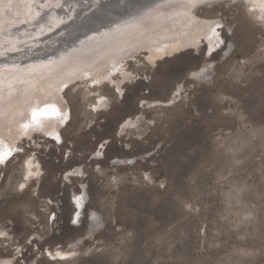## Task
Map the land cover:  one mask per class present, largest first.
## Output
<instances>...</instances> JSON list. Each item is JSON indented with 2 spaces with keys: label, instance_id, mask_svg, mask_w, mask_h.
Masks as SVG:
<instances>
[{
  "label": "rangeland",
  "instance_id": "obj_1",
  "mask_svg": "<svg viewBox=\"0 0 264 264\" xmlns=\"http://www.w3.org/2000/svg\"><path fill=\"white\" fill-rule=\"evenodd\" d=\"M185 10L167 18L182 17ZM194 14L222 23L215 29L224 42L221 48L199 55L210 48L203 36L199 49L190 46L155 65L146 61L154 44L178 35L188 38L194 33L190 28L184 34H143L139 51L138 44H126L103 52L81 66L77 75L86 78L77 77L63 92L66 110H72L62 130L65 144L41 135L24 139V153L0 165V230L5 235L0 260L264 264V22L244 3L231 0L200 5ZM114 63L125 64L130 78L117 76L125 79L121 95L103 85L111 109L94 112L89 106L98 88L83 81L110 71ZM205 63L215 77H192ZM157 101L166 104L154 106ZM128 118L135 120L134 129L121 134ZM106 139L111 140L102 151L107 158L100 159ZM28 154L38 157L44 173L23 189L22 161ZM115 158L129 163L114 165ZM75 169L84 176L67 180ZM80 185L89 197L77 219L73 192ZM92 221L100 229L86 237ZM59 246L72 248L73 255L62 260L45 256Z\"/></svg>",
  "mask_w": 264,
  "mask_h": 264
},
{
  "label": "bare ground",
  "instance_id": "obj_2",
  "mask_svg": "<svg viewBox=\"0 0 264 264\" xmlns=\"http://www.w3.org/2000/svg\"><path fill=\"white\" fill-rule=\"evenodd\" d=\"M103 1L108 0H87L83 2L78 0H0V55L7 56L0 61V165L6 166L16 155L24 153V149L20 145L24 139L35 141L36 136L41 135L56 143L65 144L66 139L62 130L72 119V110H66L69 104L65 105L63 92L68 85L78 80L77 77L84 80L86 75L79 76L77 73L85 63H89L103 52L121 48L126 44H138L139 51L142 50V45L138 40L143 34L147 36L160 35L168 32L167 30L171 31L172 34H178V32L184 34L190 28L192 29L189 31L194 33L190 34L191 36L189 35L188 38L184 34L185 37L184 35H182L183 37L178 35V38L174 37V39L164 42L163 39L165 38L161 35L163 44L161 43L160 46L154 44L156 45L155 48L151 44L153 49L148 50L149 54L145 56L146 61L155 65L158 61L174 56L190 46L194 45L196 49L200 45L203 36L210 42L209 54L218 50L224 44L222 38H218L221 33L218 34L215 31V29L221 27L222 23L218 19L201 18L194 14L196 8L200 5L213 7L217 3H222L223 0H158L149 5L134 4L131 1L129 12H126L127 9L124 10L114 0H110L108 3L112 5L110 6L111 9L103 10ZM231 1L244 3L249 13L257 21L264 22V0ZM182 8L186 9L182 17L176 15L174 18H167V16ZM90 9L100 11V15L111 17L112 21L100 25V23L88 18ZM84 13L86 19H83L82 22L83 29L86 30V26H91L92 22H96V27L85 31L76 41L67 42L70 34L67 29L73 26L75 22L78 23V19ZM100 20H103V18ZM21 22L27 23L20 26ZM178 23L179 26H177ZM185 23L186 26L181 25ZM29 26L30 28H28ZM55 27L58 28L54 30ZM158 41L159 44L160 40ZM138 51H135L134 55L132 53L130 55L136 56ZM229 53L226 52V54ZM101 62L103 63V61ZM114 64L115 66L110 68V71L103 69L105 72L101 70V73L97 75L93 73V77H89L93 80L83 81L88 83L84 84L85 86L94 85L98 88V91L93 92L91 95V98L95 97L96 100L89 106L94 112L107 111L112 104V99L101 93L100 88L103 85L108 84L115 89L116 93L121 95L122 84L125 79L117 78V76L123 78L125 76L127 80L130 78L126 75V72L130 69L126 71L125 64ZM210 70V64L205 63L202 68L190 74L192 77L204 81L212 75ZM212 76L215 77L214 74ZM176 95L177 92L175 91L174 98ZM151 102L145 101L144 105L151 104ZM165 104L166 102L163 101L153 102L154 106ZM15 115H18V120L13 121L12 116ZM128 119L121 126V134L134 129L132 124L135 120ZM109 141L111 140L106 139L100 146L101 152L97 154L100 159L107 158V154L102 153V151ZM111 163L125 165L129 163V160L115 158L112 159ZM22 164L23 179L19 187L28 189L34 181L42 177L44 171L35 154L26 155ZM83 173L80 169L71 170L67 175V180L83 177ZM73 197V204L78 209L75 217L78 219L88 202L87 188L80 185V191L73 192ZM100 225L92 221L88 227L86 237L96 234L100 229ZM0 231V238L5 237L4 232ZM6 237L8 238V236ZM75 243L73 242L71 245ZM71 249L69 247L66 250L63 246H59L57 250H46L45 256L54 260L67 259L73 255L74 251ZM8 261L1 259L0 264H16L17 258H11Z\"/></svg>",
  "mask_w": 264,
  "mask_h": 264
},
{
  "label": "water",
  "instance_id": "obj_3",
  "mask_svg": "<svg viewBox=\"0 0 264 264\" xmlns=\"http://www.w3.org/2000/svg\"><path fill=\"white\" fill-rule=\"evenodd\" d=\"M78 1L83 2V1H87V0H78ZM114 1L119 3L124 8V10L127 9L126 12H129V9L131 8L129 3H131V1L134 4L135 3H140V5H145V4L149 5V4L157 2L158 0H129V2H128V0H114ZM109 2H110V0L103 1V10H107L108 8L111 9L110 6H112V5H109L108 4ZM83 5H86V4H83ZM58 9L60 10V8H58ZM104 13H106V12L104 11ZM100 14H101L100 11L95 10V9H90L89 13H88V18H91L92 20L96 21L97 23H100V25H102L103 23H109L110 21H112L111 17H109L107 15H100ZM84 17H85V13L82 15L81 18L78 19L79 20L78 23L75 22V24L73 26H71L70 28L67 29L68 33H70L68 38H67V42L71 43L72 41H76V39L81 37V35L84 34L85 31H89V30L94 29L96 27L95 26L96 22H92L91 26H86L87 29L84 30L83 27H82L83 19H86ZM101 18H103V20H100ZM36 20H38V19H36ZM24 23H27V22H21L20 26L22 24H24ZM58 27H55L54 30H56ZM28 28H30V26ZM11 53H12V51H11ZM199 55L209 56L208 48L204 49L202 51V53L199 54ZM6 57H7L6 55H0V61L4 60V58H6Z\"/></svg>",
  "mask_w": 264,
  "mask_h": 264
},
{
  "label": "snow or ice",
  "instance_id": "obj_4",
  "mask_svg": "<svg viewBox=\"0 0 264 264\" xmlns=\"http://www.w3.org/2000/svg\"><path fill=\"white\" fill-rule=\"evenodd\" d=\"M34 117H35V113H34Z\"/></svg>",
  "mask_w": 264,
  "mask_h": 264
}]
</instances>
